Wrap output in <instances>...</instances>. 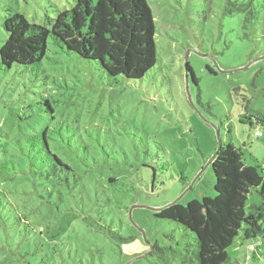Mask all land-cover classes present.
I'll return each mask as SVG.
<instances>
[{"label":"rangeland","instance_id":"1","mask_svg":"<svg viewBox=\"0 0 264 264\" xmlns=\"http://www.w3.org/2000/svg\"><path fill=\"white\" fill-rule=\"evenodd\" d=\"M147 1L157 61L142 79L119 77L111 86L98 65L50 40L39 72L0 68V142L5 133L60 132L73 150L60 154L79 175L65 195L69 209L44 218L41 243L16 241L6 258L0 249V264H195L193 234L151 208L214 195L207 163L219 139L239 148L264 179V125L248 120L264 113V16L245 37L240 16L219 7L225 0ZM73 3L0 0V46L6 5L45 25L46 15ZM186 64L197 83L189 73L186 80ZM258 202L252 190L246 212ZM260 243L235 238L228 264H264Z\"/></svg>","mask_w":264,"mask_h":264},{"label":"trees","instance_id":"2","mask_svg":"<svg viewBox=\"0 0 264 264\" xmlns=\"http://www.w3.org/2000/svg\"><path fill=\"white\" fill-rule=\"evenodd\" d=\"M219 7L224 14L240 16L245 37L264 16V0H225ZM4 11L1 25L6 36L0 46V68L4 71L14 65L39 72L49 40L62 52L98 65L111 86L117 84L119 77L142 79L157 61L156 27L147 0H74L69 9H55L54 16L46 15L45 25L28 22L9 5ZM185 67L187 80L190 74L197 83L191 67ZM207 70L215 73L209 66ZM44 104L51 114L49 100H44ZM251 118L257 126L264 125V113L249 116V122ZM3 137L0 240L5 244L0 249L6 258L15 253L12 246L16 241L26 248L33 241L41 243L44 218L53 209L65 208V195L71 193L79 175L74 164L60 154L73 152L62 133L53 134L44 128L17 138L6 133ZM210 165L213 196L186 204H168L154 211V216L175 222L193 234L195 264H228V249L235 238L260 240V245L264 244V179L256 166L243 162L240 149L231 143L221 147ZM252 190L257 191L260 202L250 204L246 212V200ZM39 214L40 220H35ZM51 237L48 234L46 238ZM252 257L256 258V252Z\"/></svg>","mask_w":264,"mask_h":264},{"label":"water","instance_id":"3","mask_svg":"<svg viewBox=\"0 0 264 264\" xmlns=\"http://www.w3.org/2000/svg\"><path fill=\"white\" fill-rule=\"evenodd\" d=\"M186 80H187V78H186ZM221 147H222V144H221L220 139H219V142H218V145H217V149H216L215 153H214L213 156L210 158V160L208 161L207 164H210V163H211V161L213 160L215 154L221 149ZM179 199H180V198H178V199L172 201V202L169 203V204H174V203L177 202ZM167 205H168V204H167ZM167 205H165V206H167ZM165 206L158 207V208H151V210H153V211H158V210L164 208ZM143 237H144V239H145V236H144V235H143Z\"/></svg>","mask_w":264,"mask_h":264},{"label":"built area","instance_id":"4","mask_svg":"<svg viewBox=\"0 0 264 264\" xmlns=\"http://www.w3.org/2000/svg\"><path fill=\"white\" fill-rule=\"evenodd\" d=\"M255 135H256V137H259V136H261V131H259V130H256V131H255Z\"/></svg>","mask_w":264,"mask_h":264}]
</instances>
